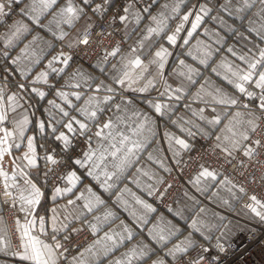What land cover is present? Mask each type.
Here are the masks:
<instances>
[{
	"label": "crops",
	"instance_id": "obj_1",
	"mask_svg": "<svg viewBox=\"0 0 264 264\" xmlns=\"http://www.w3.org/2000/svg\"><path fill=\"white\" fill-rule=\"evenodd\" d=\"M116 1L0 0L8 13L0 24V78L13 81L10 88L26 83L24 101L3 89L5 146L7 135L13 141L6 154L0 136V158L14 186L21 239L12 237L0 202V264H41L43 253L54 260L60 242L82 228L89 239L60 264H173L198 244L245 230L239 216L263 217L258 199L242 206L243 188L207 162L190 173L194 190L167 206L152 195L170 161L181 163L205 139L228 159L250 152L264 106V0H203L175 56L171 26L192 0L139 7L127 0L117 16L125 42L112 61L62 60L59 47L94 21V6ZM80 131L86 150L48 187L41 139L59 147ZM32 235L41 242L36 249Z\"/></svg>",
	"mask_w": 264,
	"mask_h": 264
},
{
	"label": "built area",
	"instance_id": "obj_2",
	"mask_svg": "<svg viewBox=\"0 0 264 264\" xmlns=\"http://www.w3.org/2000/svg\"><path fill=\"white\" fill-rule=\"evenodd\" d=\"M126 1L117 0L112 8L98 5L96 10L92 9L93 13H108L109 17L96 20L92 25L80 31L75 48L72 50L69 49L70 47L62 46L59 47L60 53H65L71 60L76 61L90 62L98 57L108 62L112 61L115 58L114 47L121 45L123 38L118 30L110 28L107 22H113L112 18L116 20L117 16L125 9ZM135 1V5L139 7L150 4L152 0ZM201 1L196 0L192 5L187 20H193ZM5 82L12 83L13 81L0 78V83L5 84ZM17 83L19 84V81ZM20 88L21 86L16 85L9 91L11 94L13 93V97H18ZM257 90L254 88L252 95ZM2 93L3 91H0V99ZM96 121L101 122V119ZM4 126L5 120L1 123L0 128L1 146L6 154H10L13 140H10L9 149H7L5 133L2 130L5 128ZM248 142L251 145L249 153L238 151L234 158L228 159L213 139H205L196 149L187 152L181 163L170 161V172L166 174L161 190L152 195L157 204L167 206L179 192L185 188H191L189 187L191 171L207 162L243 188L245 195L240 200L242 206L248 208L256 198L263 209V217L259 220L239 216L247 226L245 230L238 231L227 240L216 238L211 242L198 244L176 259L173 264H264V111L248 138ZM87 146L88 138L84 131L73 134L59 147L43 139L39 169L46 185L48 187L57 185L62 177L72 169L73 160L81 156ZM7 176L5 164L0 158V202L3 214L8 221L10 233L14 239H17L21 218L18 202L13 195L14 186L8 181ZM42 190L40 189L41 192ZM197 195L211 206L226 213L235 214L234 211L218 207L200 193ZM74 228L80 229L81 226L76 223ZM89 237V232L82 228L79 234L75 233L70 238H65L63 242L59 241L60 245L56 251L58 255L54 257L53 262L60 264L64 256L71 250L79 248Z\"/></svg>",
	"mask_w": 264,
	"mask_h": 264
},
{
	"label": "rangeland",
	"instance_id": "obj_3",
	"mask_svg": "<svg viewBox=\"0 0 264 264\" xmlns=\"http://www.w3.org/2000/svg\"><path fill=\"white\" fill-rule=\"evenodd\" d=\"M134 4H135V0H131ZM195 1L196 0H192V2H191V5H190V8H189V11H188V14L184 17V18H180V19H176L173 23H172V26H171V30L174 32V34H175V36H176V40H175V42H174V45H173V50H172V54H173V56H175V53L183 46V44H184V42L186 41V38H187V35H188V33H189V30H190V27L192 26V23H193V21H194V19H195V17H196V14L198 13V11H199V9H200V5H201V3H202V1H201V3H200V5H199V8H198V10H197V13L195 14V17L193 18V20L192 21H190L189 22V20H187V19H189V17H188V15H189V13H190V10H191V8H192V5H194V3H195ZM117 2V1H116ZM116 4V3H115ZM114 4V5H115ZM98 5H104V4H97L96 6H94L95 8H93V9H95L96 10V8H97V6ZM113 5V6H114ZM104 6H106V5H104ZM113 6H111V7H108V6H106V7H108V8H112ZM136 7H138V6H136ZM6 8L2 5V3L0 4V24L2 23V22H6V17H7V15H8V13L6 12ZM120 15V14H119ZM95 18H94V21L90 24V25H92L96 20H99V19H106V18H108L109 17V14L108 13H95ZM112 21L113 22H107L108 23V25L110 26V28H112V29H117L118 30V32L120 33V35L122 36V38H123V43L121 44V45H123L124 44V42H125V40H124V35L122 34V32H121V30H120V27L118 26V24H117V18H116V20H115V18L113 19L112 18ZM190 25H189V24ZM87 26H89V25H87ZM86 26V27H87ZM86 27H84L83 29H81V30H79L77 33H76V39H75V42L72 44V45H70V46H65V48L66 47H70L69 49H74L75 48V46H76V41H77V36H78V34H79V32L80 31H82V30H84ZM121 45H118V46H121ZM60 47H62V46H60ZM68 51V50H67ZM58 53H59V55H60V58L62 59V60H66L67 61V64L69 63V62H71L72 60L69 58V55H67V54H65V53H60V51H59V49H58ZM82 62H87V61H82ZM91 62V61H90ZM0 77H2V76H0ZM163 78V75L162 76H160V79H162ZM7 80H9V79H7ZM15 83V85H18V86H24V88L26 87L25 86V82H19V84L17 83V82H14ZM4 84V83H3ZM3 84L2 83H0V91H3V89H5V93L7 94L8 92H9V90H12L13 88H15V87H12V88H10L9 86H7V85H9L10 83L9 82H5V86H3ZM2 86V87H1ZM254 89V87L253 86H251V85H249L248 83H247V86H246V92L248 93V94H250V95H252V90ZM258 91V90H257ZM23 93H24V89H22V88H20V92L18 93V95H20L21 96V98L23 99V101H24V95H23ZM3 94L4 93H2V96H1V99H0V128H1V123L4 121V119H3V117H2V114H3V109L5 110L6 108V106H5V103L3 102ZM13 94V93H12ZM154 95H157L158 94V89L156 88V90H155V92L153 93ZM256 94V92L254 93V95ZM26 100V99H25ZM262 111H264V106L260 109V118H261V114H262ZM260 118H259V120H260ZM259 120L257 121V123L259 122ZM9 122V120H8V118L7 119H5V128H2V130H3V133L4 132H6V126H7V123ZM257 125V124H256ZM256 127V126H255ZM5 129V130H4ZM254 131V130H253ZM1 135V134H0ZM7 138H8V140H9V142H10V140H12V137H10V136H8L7 135ZM43 139H45V138H42L41 140H43ZM49 143L50 144H52L50 141H49ZM7 148V147H6ZM189 187H191V184H190V186ZM191 189H193L192 187H191ZM194 190V189H193ZM155 202V201H154ZM259 220V219H258ZM24 222H26V221H22V225H23V223ZM27 224H29L28 223V221H27ZM22 225H21V227H22ZM20 227V228H21ZM247 228V227H246ZM18 238L19 239H21V232L19 231V233H18ZM32 241H33V245H34V248L36 249V246L35 245H38L39 243H41L39 240L37 241V237H35V235H32ZM43 248H45L44 246H40V249L41 250H43L44 251V249ZM46 249V248H45ZM42 257L45 259L44 261L45 262H43V261H41V264H49L50 262L49 261H51V263H53V259H52V257L50 256H48L47 255V253H43V255H42ZM42 257L40 256V258H41V260H42ZM49 262V263H48ZM54 264V263H53Z\"/></svg>",
	"mask_w": 264,
	"mask_h": 264
},
{
	"label": "bare ground",
	"instance_id": "obj_4",
	"mask_svg": "<svg viewBox=\"0 0 264 264\" xmlns=\"http://www.w3.org/2000/svg\"><path fill=\"white\" fill-rule=\"evenodd\" d=\"M190 22V21H189ZM189 24V23H188ZM190 25V24H189ZM141 78V77H140ZM6 147H7V149H9V143H8V145H6Z\"/></svg>",
	"mask_w": 264,
	"mask_h": 264
}]
</instances>
